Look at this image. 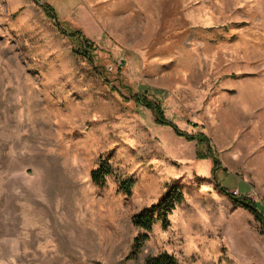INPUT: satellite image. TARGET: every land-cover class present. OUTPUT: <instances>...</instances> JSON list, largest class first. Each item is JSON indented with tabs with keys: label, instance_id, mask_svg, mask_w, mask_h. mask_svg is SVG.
<instances>
[{
	"label": "rangeland",
	"instance_id": "rangeland-1",
	"mask_svg": "<svg viewBox=\"0 0 264 264\" xmlns=\"http://www.w3.org/2000/svg\"><path fill=\"white\" fill-rule=\"evenodd\" d=\"M136 96L206 135L264 214V0H0V264H264L263 225L197 159L206 146ZM172 184L183 201L130 257L132 217Z\"/></svg>",
	"mask_w": 264,
	"mask_h": 264
},
{
	"label": "trees",
	"instance_id": "trees-1",
	"mask_svg": "<svg viewBox=\"0 0 264 264\" xmlns=\"http://www.w3.org/2000/svg\"><path fill=\"white\" fill-rule=\"evenodd\" d=\"M48 9V16L51 19L56 18L54 9L50 7H46ZM56 26L60 29V31L64 34H70L79 42V51L78 53L88 58L90 61L93 60L95 46L93 42L83 36L80 30H73L67 32L64 30L60 24V22H56ZM115 89V88H113ZM138 102L142 103L144 106L148 107L149 109L153 110L156 117V122L159 124L167 125L171 127L177 136L184 137L187 141H197L198 145H205L206 151L197 152V159L198 160H206L211 158L213 161V178L217 183V186L221 189L223 193H225L235 204L243 207L244 209L251 212L257 221L261 222L264 229V214L258 208L256 202L251 200L245 195L235 196L231 193V190L227 184L229 180L234 179L235 177L227 172L226 168H223L220 165L219 159L217 158L216 154L213 153L212 148L210 146V141L204 134H189L183 132L178 128V126L169 121L165 117V112L158 102H153L149 100L145 96H136ZM113 173L112 167L109 161L101 160L99 166L91 171V180L94 184L98 186H104L106 183V178ZM227 180V181H226ZM134 184V180L124 181L120 184V191L130 195L132 192V187ZM184 199L183 193L179 187L172 184L169 185L165 193L161 196L159 201L142 211L138 214H135L132 217V223L136 228H139L144 231L143 234H140L138 237L134 239L133 247L131 251L130 257H134L138 255L140 250L142 249L145 242L148 240L149 235L148 233L152 231L153 226L156 222L161 221L163 226L166 227L169 224L168 216L169 214L175 209L177 204L181 203ZM145 264H179L177 259L164 252L158 254L156 256H152L146 260Z\"/></svg>",
	"mask_w": 264,
	"mask_h": 264
}]
</instances>
